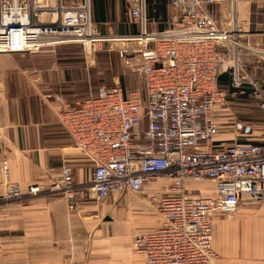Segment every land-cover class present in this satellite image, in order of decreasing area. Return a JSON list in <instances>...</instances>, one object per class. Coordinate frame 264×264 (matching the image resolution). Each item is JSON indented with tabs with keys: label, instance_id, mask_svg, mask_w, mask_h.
I'll return each instance as SVG.
<instances>
[{
	"label": "built area",
	"instance_id": "obj_1",
	"mask_svg": "<svg viewBox=\"0 0 264 264\" xmlns=\"http://www.w3.org/2000/svg\"><path fill=\"white\" fill-rule=\"evenodd\" d=\"M147 1L129 0L139 32L115 34L138 41L132 50L141 56L144 90L126 88L120 78L102 84L96 94L64 109L61 122L90 159L89 184L100 201L168 181L147 198L159 226L132 236V252L142 254L144 264H217L216 217L264 199V138L217 144L215 117L217 104L226 105V91L219 86L223 72L232 75L229 92L259 93L264 116V78L255 81L240 59L247 32L237 16L240 1H260L264 14V0H170L174 14L160 31L149 29ZM222 2L230 8L226 22L213 11ZM97 36L91 0L70 5L66 0H0V53L85 44ZM2 100L0 83V106ZM5 186L10 199L41 191L35 184L26 192L18 183ZM76 187L73 168L64 163L48 190L71 193Z\"/></svg>",
	"mask_w": 264,
	"mask_h": 264
},
{
	"label": "crops",
	"instance_id": "obj_2",
	"mask_svg": "<svg viewBox=\"0 0 264 264\" xmlns=\"http://www.w3.org/2000/svg\"><path fill=\"white\" fill-rule=\"evenodd\" d=\"M169 1H147L150 30L160 31L169 25L174 14ZM91 6L93 20L109 32H139L129 0H91ZM237 16L247 32L243 44L249 45L252 38L264 46L260 1H240ZM0 72V264H70L74 260L85 264H144L145 257L132 252V236L159 226L160 218L147 198L168 181L160 180L139 194L126 192L100 201L89 184L90 159L74 146L73 137L61 122L64 109L96 94L105 83L92 85L82 59L69 64L67 58L54 57L35 71L37 75L21 74L6 65ZM250 74L261 81L264 64L251 69ZM122 78L126 88L140 85L133 75ZM219 86L226 91V102L228 95L234 94L229 92L231 83L219 81ZM225 107L217 104L215 109L220 124L217 144L264 138V126L239 120ZM64 163L73 168L75 191L48 190L60 178ZM9 182L18 183L24 192L34 184L41 191L10 199L5 186ZM212 235L219 264H264V199L242 204L233 215L217 216Z\"/></svg>",
	"mask_w": 264,
	"mask_h": 264
},
{
	"label": "rangeland",
	"instance_id": "obj_3",
	"mask_svg": "<svg viewBox=\"0 0 264 264\" xmlns=\"http://www.w3.org/2000/svg\"><path fill=\"white\" fill-rule=\"evenodd\" d=\"M66 2L70 5L73 2L80 3V0H66ZM213 11L220 22H226L231 16L229 5L223 2L221 4H216L213 7ZM98 30L100 35L106 37V39L101 40L102 37L97 38L95 41H101L96 42L95 45L94 42L85 43L86 45L81 42H68L43 47L36 52L0 53V71L1 66L6 65L11 69L22 71L21 74L30 75L34 74L40 66L42 67L46 64H50L54 57L67 58L69 64H73L76 60L81 61L82 59L93 80L92 85L99 86L102 83L110 85L113 83V80H117L118 77L122 81L123 75L126 74L135 76L136 81L140 84L138 88L143 87L141 56L139 52L132 50L138 46V41H123L117 36L115 37L114 33L109 32L104 25H98ZM250 42L249 45L243 44L249 49H240V59L244 62L243 64H245L249 74L251 73V69L256 68L260 63L264 64V57L258 52L260 49L261 51L264 50V46L258 44L259 41L252 38ZM54 50L55 52H52ZM60 50H63V54L60 53ZM66 51H68V53H66ZM250 76L255 80L251 74ZM225 103V108L229 112L231 111L237 119L264 126V116L259 106V93L245 97L243 94L236 92L228 95V99H226ZM253 136L257 138L258 134ZM217 264H219V262H217Z\"/></svg>",
	"mask_w": 264,
	"mask_h": 264
},
{
	"label": "trees",
	"instance_id": "obj_4",
	"mask_svg": "<svg viewBox=\"0 0 264 264\" xmlns=\"http://www.w3.org/2000/svg\"><path fill=\"white\" fill-rule=\"evenodd\" d=\"M219 81H226L231 83V76L227 72H223L219 76Z\"/></svg>",
	"mask_w": 264,
	"mask_h": 264
},
{
	"label": "bare ground",
	"instance_id": "obj_5",
	"mask_svg": "<svg viewBox=\"0 0 264 264\" xmlns=\"http://www.w3.org/2000/svg\"><path fill=\"white\" fill-rule=\"evenodd\" d=\"M77 1H78V0H77ZM71 4H74V2L71 3ZM67 5H69V4L67 3ZM234 17H235V9H234ZM114 36L116 37V36H118V35H114ZM99 37L101 38L102 36H97V37H95L94 39H86L85 43H86V44H87V43H91V42L95 41V40H96L97 38H99ZM131 39L134 40L135 38H131ZM121 40L124 41V40H127V39H121ZM97 41H99V40H97ZM97 41H96V42H97ZM123 41H122V42H123ZM131 42H132V41H131ZM134 44H135V43H134ZM260 54L264 57V53H260Z\"/></svg>",
	"mask_w": 264,
	"mask_h": 264
}]
</instances>
